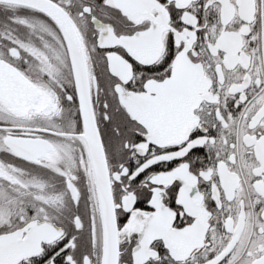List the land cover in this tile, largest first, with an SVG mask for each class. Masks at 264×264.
<instances>
[{
  "label": "snow or ice",
  "instance_id": "snow-or-ice-1",
  "mask_svg": "<svg viewBox=\"0 0 264 264\" xmlns=\"http://www.w3.org/2000/svg\"><path fill=\"white\" fill-rule=\"evenodd\" d=\"M0 264H264V0H0Z\"/></svg>",
  "mask_w": 264,
  "mask_h": 264
}]
</instances>
